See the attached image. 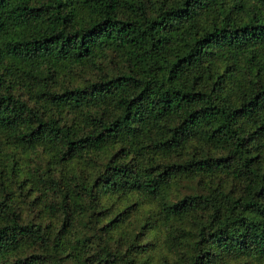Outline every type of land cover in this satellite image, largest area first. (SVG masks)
<instances>
[{
  "label": "trees",
  "instance_id": "16d2710c",
  "mask_svg": "<svg viewBox=\"0 0 264 264\" xmlns=\"http://www.w3.org/2000/svg\"><path fill=\"white\" fill-rule=\"evenodd\" d=\"M0 264H264V0H0Z\"/></svg>",
  "mask_w": 264,
  "mask_h": 264
}]
</instances>
